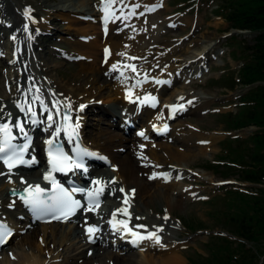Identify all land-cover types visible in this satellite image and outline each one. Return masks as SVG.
<instances>
[{
  "label": "bare ground",
  "instance_id": "1",
  "mask_svg": "<svg viewBox=\"0 0 264 264\" xmlns=\"http://www.w3.org/2000/svg\"><path fill=\"white\" fill-rule=\"evenodd\" d=\"M4 1L6 2L5 8L0 6V36L2 35L5 38V42L0 39V51L3 52L4 61L8 65L5 77L9 81V89L12 95L11 101H14V106L11 105L13 102L11 104H0V123L24 122V118L15 110V103H21L24 107L32 105L34 106L33 111L36 112L37 116V127H39L33 131V136H37L39 132L53 133L57 127L59 115L61 116L62 110L66 109L71 113V120L74 126L77 122L79 123L77 132L82 137L87 148L91 151L101 150L106 153L104 154L105 159L111 160L113 167L110 169L94 168L90 172V181L100 180L106 182L103 184L106 190L99 197V208L91 212L86 211L81 222L79 221L80 224L73 227L68 224L52 223L46 225L38 223L33 228L34 225L31 222L36 223L37 220L32 216L29 217L30 220L27 224L20 226L21 218L24 216H17L18 214L8 209L9 205L17 206L20 202L16 199L12 202L7 195L9 189L19 187L16 185L18 182H13L11 185H7L6 188L4 187L6 194L4 195L0 192V210L4 211L6 208V211H0V220L5 221L16 230L17 235L14 240L17 237H23V241L18 251L11 254L5 253L6 248L1 249L0 264H185L178 249L179 245L176 242L179 230L177 226L165 220L151 221L148 218V214L151 211L153 212L154 205L161 201L165 203L164 205L169 215H171V211L176 206L186 201L190 195L196 194L192 189L191 191L186 189L187 192H183L182 182L175 180L178 172L185 169L183 166H189V162L186 159L193 157V150L187 148L180 151L179 147L174 149L169 143H157V145L154 144L152 146L153 142H147L148 139L155 136L152 125L155 123L160 124L162 114H166L165 109L168 104L175 103V98L184 96V94L174 93L171 97L164 98L161 105L159 104L160 108L153 115L152 113L155 109L148 105L150 101L132 104L123 100V96L129 97V90H131V98H135L137 95H139L141 100L149 95L155 98L160 97L169 88L163 82H161V87L158 88L157 81H161L166 77L174 80L173 77L176 76L175 69L170 67V63H167L170 58L168 57L169 53L165 56L166 62L158 58L153 60L150 56L152 53V55L159 57L166 52V50L164 52L157 51L160 44L156 43L155 47H151L156 41L152 42V38L156 39L159 36V26L166 25L168 27L169 24H172V20L159 21L152 16L153 10L157 9L155 2L159 0H117L114 7L117 5L121 6V11L115 12V16L118 19L109 20L107 23H105L104 12L99 17L96 16L98 13L96 6L101 0H1L0 2ZM49 1H52L53 4H48ZM11 2L16 5L13 7ZM18 3L21 7L17 6ZM14 8L19 9L21 12H26L27 9V15L31 17L29 18L31 22L25 18L27 23H24L25 21L22 22L18 18L21 12ZM120 12L126 13L128 23L127 25L116 27L117 22L123 16ZM38 13L41 14L40 17L35 18ZM49 14L56 15V19L59 21L64 22L66 20L71 29L70 33L87 37L86 40L80 41L73 38L64 39L71 48L69 56L74 59L78 58L76 62L80 68L78 74L71 75V77L68 75L63 78L64 80L57 79L51 74L52 70L58 69L59 64L52 65L42 57L46 46L43 44L41 37L46 34L48 29V22L51 19ZM73 14L77 16L71 17ZM81 15L85 17L81 18ZM78 16L80 18H77ZM43 23H47V25ZM95 23H99V27ZM187 23L189 24V22ZM29 27L31 32L26 40L25 32L29 30ZM99 29L104 31L99 33ZM34 33L35 35H33ZM98 41H105L104 44H107L106 42L110 44L108 57L105 59L102 57L101 62L103 65H97L96 58L92 60L95 61L93 63L83 62V57L89 58L95 55L94 51ZM23 49L29 52L36 61L34 64L36 71L33 74L28 71L27 61L24 60L22 55ZM16 53L17 56L15 55ZM129 57H135L136 59H129ZM127 59L136 65V72L131 71L133 74L129 77L130 80L136 81L139 78L148 77L153 83L150 82L138 88L133 87L131 82L127 83L126 79L119 77L117 75L119 72L128 71L120 63L121 61H127ZM164 62V65H158V63L163 64ZM184 62H180L177 66L172 63L171 66L182 69L181 64H184ZM114 65L117 70H113ZM163 74L168 75L158 77ZM126 76H128L127 73ZM28 81L33 82L35 87L27 88ZM36 88L45 95L49 93V98L53 102H50L42 95L40 96L36 92ZM53 89L56 93L53 92ZM104 96L108 98L106 102L111 101L113 105L121 104L127 107V115L130 121L143 120L141 127L135 131L133 136L128 133L123 135L115 133L107 126L103 127L101 125V118L96 119L90 115L98 107L97 100ZM36 97H39V99H36ZM191 97L189 95L184 98V101L187 100L185 107L190 109L189 113L199 111L205 106L206 103L203 101L197 102L198 97ZM102 102L105 101L102 99ZM164 104L165 108L162 107ZM57 108L60 110L59 115L56 112ZM88 111H91V113H87ZM8 113H11V115L7 116ZM49 114L53 115L55 121L54 123L52 122L51 126H49L51 122L47 120ZM105 114L109 115L110 113L106 112ZM151 115L152 117H150ZM149 117L150 119L145 122ZM175 120L178 121L177 119ZM175 120L172 122L173 131L170 126L168 134L163 138H170L175 129L176 131H182L189 128L188 123L177 126ZM106 124L110 126L108 121ZM94 130L95 132H92ZM97 130L99 131L96 132ZM181 135H184L182 140L186 139L190 145L191 142L193 144L197 143V150L199 149L200 151L206 149L205 146L208 148L212 147L215 140L212 135L205 136L195 131L182 132ZM180 139V142H184ZM142 146L145 147V151L141 154V157H138L135 150ZM31 149L32 152H37V161L43 165L39 143L35 142ZM160 150L166 151L169 157L173 159L172 167L168 168L167 164H165L166 168L163 169L164 161L161 160L163 156L160 155ZM155 164L159 169L155 168ZM155 172L160 177H154V180L150 175ZM110 173L113 174L111 177ZM23 176V180L27 182L32 181L34 176L36 178L40 177L39 173L34 174L32 172ZM112 178H115L116 183H111ZM121 188L124 189V192L120 191ZM132 188L135 190L134 193L130 191ZM110 189L113 191L112 195L109 194ZM171 196L176 198L173 199ZM125 199L128 200L127 205L122 203ZM137 204L138 206H136ZM125 208L131 213H133V208H135L140 216H138L139 219L134 216L127 217L123 221H129L133 225L145 226L143 229L138 226L132 227L142 235H147L148 232H157L164 247L153 241L144 240L143 242H147L145 244L146 248L140 254L142 250L135 252L126 243V239L119 234L110 243L102 237V232L106 231L107 233V220L110 212ZM119 214L120 212H118ZM105 217L107 220L104 222L103 219ZM89 226L99 227V231L96 232L95 240L91 246H88L89 243L87 242L90 237L86 229ZM160 229H163V231H159ZM74 241H76L75 244ZM28 250H32V254Z\"/></svg>",
  "mask_w": 264,
  "mask_h": 264
},
{
  "label": "rangeland",
  "instance_id": "2",
  "mask_svg": "<svg viewBox=\"0 0 264 264\" xmlns=\"http://www.w3.org/2000/svg\"><path fill=\"white\" fill-rule=\"evenodd\" d=\"M1 1V0H0ZM159 2V3H156ZM156 8L153 10L152 16L155 17L159 21H167V20H180L181 22H177L176 25H172L171 27L159 26L158 32L159 36L155 39L152 38V42L155 41L151 47H155L157 44L159 48L157 51L166 52L163 55L157 57V55L150 54L153 60L161 59L166 62V55L169 53L168 57L170 63L173 59L175 62H184V60H188L189 63L194 64L192 66L187 67V71L192 72L195 68V64L203 65L200 69V73L197 76V79H191V77H183L182 79H178L176 86H172V88L167 89L162 93V99L171 97L174 93H182L187 94V96L191 95V98H197V102L203 101L205 106L196 112L184 113L180 116V119L176 121V125H180L183 123H188L187 129H183L182 131H176L170 137V142L162 141L157 143H169L170 146L180 148V151L186 150L189 148L193 150V157L190 159H186L189 166H183L185 169L180 170L178 173L182 175V181H180L181 176L177 182H182V189L183 192L191 189L196 192V194L190 195V197L183 201L182 204H179L171 211V217H168V220L174 223L178 230V234L176 236V242L178 243L180 255L183 257L185 264H192L190 260L194 259L200 263L205 264V259H199L195 256V253H200L203 255V258H206L209 255V249L207 247V243H211L213 240L214 246L220 243V239L214 240L215 236H228L231 235V225L228 222L230 218H234L238 220V216L232 212L235 200L233 197V191L227 190L230 188L236 189L242 187L241 189L247 188V190H252L253 192L257 193L254 189L257 188L249 183H245L244 181L236 182L232 186H218V182L222 181H234L236 179V175L228 174L224 176V168L222 165L213 164L211 162H222L228 160V163H232L231 159H236L238 157L237 153V143L239 141H231L229 144L227 143L226 137L231 136H238L244 138L250 134H253L258 128L252 126L240 128L236 131L227 132L224 130L227 128V123L222 120V117L216 113L230 111L235 113L237 110L239 100L237 97L240 93L245 92L248 87H243L241 84H237L234 89L224 88V86H219L215 84L213 81L214 79L218 78L219 75L226 73L228 70L235 69L239 67L241 64V60L239 58L233 57L232 50L234 49V54L237 55L241 52V49L236 47L235 44L230 46L225 36L229 33H234L237 35V39H242L246 43H252L253 34H241L237 30L229 28L227 22L219 17L216 16L215 13L212 11L213 8L217 5L216 0H160L156 1ZM13 7L16 5L14 2H11ZM48 4H53L52 1H49ZM0 6L5 8L6 2H0ZM18 7L21 5L18 3ZM18 12L20 11L17 8H14ZM124 12H120L123 14ZM22 14V13H21ZM40 13L37 14V17H40ZM51 19H54L55 24H52V31L55 32V35L52 38H49L53 46L47 45L49 41L44 40L43 44L46 46L44 48V52L42 57L52 65L59 64L57 70H52L51 74L57 78L62 79L66 76L76 75L78 74L80 68L79 64H77V59L75 62H66L65 60L61 59L64 58L62 53H55L52 50H62V51H70L71 48L66 41L58 43V40L62 39H76L77 37L74 33H70L71 31L68 22L65 20L59 21L56 19V15L49 14ZM71 17H76L75 15ZM20 19V15L18 16ZM24 22V18L22 20ZM57 22V23H56ZM189 22V24L187 23ZM24 23H27L25 21ZM128 19L126 13L120 18L117 22L116 27H120L122 25H127ZM47 25V23H43ZM30 26V25H29ZM176 26L175 28H172ZM172 28V29H170ZM73 31V30H72ZM75 31V30H74ZM31 32V31H30ZM70 33V35H69ZM162 33V34H161ZM35 35V33L33 34ZM5 38L1 35V41H4ZM79 41L82 39H78ZM234 41V40H232ZM160 42V43H159ZM227 42V43H226ZM157 43V44H156ZM104 44L102 41H98L96 43L95 55L90 56L89 60H82L83 62L93 63L96 58L97 65H100V53L101 46ZM194 44V45H193ZM198 44V45H196ZM171 48V49H170ZM168 50V51H167ZM171 50V51H170ZM183 52H182V51ZM209 50V51H208ZM212 50V51H211ZM205 51V52H204ZM212 54H211V53ZM3 54V52H2ZM0 52V104L4 103H12L11 101V91L7 90V79L5 78V71L8 67L3 62V56ZM23 57L25 60L28 61V66L30 67L31 71L32 66L34 65L33 62L36 63L35 60L31 58V55L27 53L23 49ZM27 54V55H26ZM17 55V54H16ZM61 55V56H60ZM60 57V58H59ZM204 57V58H203ZM29 58V59H28ZM72 58V57H71ZM5 59V58H4ZM31 59V60H30ZM194 61V62H190ZM79 62V61H78ZM174 64L177 66L179 63ZM159 64V63H158ZM197 66V70H198ZM207 67L209 69L207 70ZM173 68V66H172ZM181 70V68H179ZM36 71V69H35ZM62 71V72H61ZM199 71V70H198ZM168 74L159 75L158 77H164ZM228 77V74L223 75V78ZM191 79V80H189ZM9 82V81H8ZM153 83V82H151ZM9 85V83H8ZM47 94V93H46ZM164 96V97H163ZM9 99V100H8ZM105 101L100 108L102 111L111 112L114 116L119 115V112L122 111V106L120 105H113L111 101L106 100L105 96L100 100ZM177 100V99H175ZM183 100V99H180ZM11 101V102H10ZM184 101V100H183ZM112 104V105H111ZM13 105V103L11 104ZM119 107V108H118ZM104 109V110H103ZM102 116H101V115ZM92 117L94 118H102L103 121L109 117H105V114L101 112L91 113ZM105 117V118H104ZM95 121V120H92ZM101 125H105L103 122ZM107 125L103 126L106 127ZM141 127V126H140ZM139 127V128H140ZM109 128V127H108ZM137 128V129H139ZM136 129V130H137ZM115 133H121L115 128H110ZM97 130L96 132H98ZM173 131V130H172ZM187 131H195L199 134L212 135L215 137L212 147H206V149L200 151L197 150V143L191 145L188 143L189 141L182 140L184 135H181L182 132ZM92 132H95L92 131ZM122 134V133H121ZM123 135V134H122ZM132 135V134H131ZM133 136V135H132ZM42 138L41 136H38ZM180 140L184 142H180ZM228 139V138H227ZM118 140V139H117ZM168 140V139H167ZM136 142V141H135ZM180 142V143H179ZM197 142V141H196ZM182 145V146H181ZM196 146V147H195ZM245 146H253L252 142L246 140ZM193 147V148H192ZM208 148V149H207ZM161 160L164 161L163 167L167 164L168 168L172 167L173 159H171L166 151L160 150ZM163 154V155H162ZM167 154V155H166ZM134 155V153H133ZM137 160V158H136ZM171 160V161H170ZM139 161V160H138ZM167 161V162H166ZM166 162V163H165ZM210 164V167H209ZM216 165V167H214ZM113 165H111V168ZM166 168V166H165ZM155 169V168H153ZM1 171V170H0ZM37 171H34L35 173ZM1 173V172H0ZM113 174L110 173V177ZM175 178V177H172ZM18 180H21L20 178ZM242 182V183H241ZM10 184V180L6 177L0 175V192L5 194V188L7 185ZM185 185V186H184ZM5 187V188H4ZM226 187V188H224ZM252 188V189H251ZM4 189V190H3ZM226 189V190H225ZM186 191V192H187ZM194 195V197H193ZM193 198H192V197ZM173 199L176 197L171 196ZM198 197L205 198L203 200L197 199ZM211 199V200H210ZM210 200L208 203L206 201ZM164 202H157L154 205L153 212L149 211L148 218L151 221H161L163 220L164 216L169 215L167 208L164 205ZM138 206V204L136 205ZM133 216L137 218L139 213L133 208ZM234 216V217H232ZM37 227V226H36ZM19 238V239H18ZM23 237H17L10 245H8L5 249V253L11 254L13 252L18 251L20 244L22 243ZM232 240L241 242L242 238L239 236H235L231 238ZM76 241H74L75 244ZM44 244V243H43ZM252 244H248L250 247ZM253 245L252 247H254ZM99 247V246H98ZM235 247V245H232ZM256 247V246H255ZM263 248L264 243L262 246H258ZM91 251V250H90ZM30 254H32V250H28ZM143 252H140L142 254ZM241 254V253H240ZM238 255V253H236ZM240 256V255H239ZM254 264H259L254 263ZM264 264V261L263 263Z\"/></svg>",
  "mask_w": 264,
  "mask_h": 264
},
{
  "label": "trees",
  "instance_id": "3",
  "mask_svg": "<svg viewBox=\"0 0 264 264\" xmlns=\"http://www.w3.org/2000/svg\"><path fill=\"white\" fill-rule=\"evenodd\" d=\"M217 3L215 12L228 22L229 27L255 33L253 42L242 46L243 65L237 71L240 83L252 87L242 94L235 113H222L220 117L227 123L228 130L248 125H255L258 129L245 139H226L228 144L239 141L238 157L230 160L235 167L223 165V174L236 175L237 179L254 185H264V0H218ZM227 74L228 77L222 76L218 84L232 89L236 84L234 74ZM246 140L253 146H245ZM256 190L257 195L233 192L236 202L231 210L238 220L230 218L226 223L231 225V235L241 237L242 242L215 237L214 240L220 239V243L214 246L213 240L208 242L209 255L203 258L195 254L197 258L205 259V264H254L260 261L264 255V247H258L264 243V188ZM248 244L252 245L249 247ZM190 262L204 264L194 259Z\"/></svg>",
  "mask_w": 264,
  "mask_h": 264
},
{
  "label": "snow or ice",
  "instance_id": "4",
  "mask_svg": "<svg viewBox=\"0 0 264 264\" xmlns=\"http://www.w3.org/2000/svg\"><path fill=\"white\" fill-rule=\"evenodd\" d=\"M116 3L117 0H103L105 23H107L109 20L118 19V17L115 16V10H114V5ZM29 18L31 17L29 16ZM129 59H136V58L129 57ZM126 67H129L131 71L136 72L135 65H127ZM113 70H117L115 65L113 66ZM121 75H123V72H121ZM157 83H160V81H157ZM129 98L131 99V90H129ZM36 99H39V97H36ZM149 101H151L152 103H156V98L150 95L146 96L144 97L142 103H147ZM41 103H43V101H41ZM178 107L182 109L183 106H172L173 113L177 111ZM81 108H83V106H81ZM20 110L23 112L25 111V108L21 106ZM28 111L31 112V116L33 118L36 117V112L32 111L30 105L28 107ZM59 111H60L59 108H57L56 109L57 115H59ZM63 119L65 121H69L70 115L68 113H65ZM47 120L49 122H53V123L55 122L52 114L48 115ZM32 123L35 124L38 123V121L36 119H32ZM49 126H51V124H49ZM68 127L71 128L70 138L73 135L78 136V132H77V129L79 128L78 122L75 126L69 123ZM13 128H16L18 132L23 135L26 143L22 145L13 143V141L17 139V137L13 134ZM165 130H166V126H165ZM140 134L144 135L143 133ZM56 135L59 136V130L56 131ZM29 146H30V137L28 136V133L25 130L24 123L22 121H17L15 125H10L9 123H0V160L3 161L4 165H6V167L9 170V173H11V171L14 168L18 167L19 165L30 166L31 164L37 162L34 156H32L30 160L25 159V155L29 149ZM47 151H48V162L51 165V169L45 174L44 180L48 181V183L51 184L52 186L51 189L41 187L40 184H28L26 180L22 179L21 182L28 184V186L25 189V193L27 195L22 194L20 196V199H22L24 203L30 207V209L33 211V213L36 215L37 218H40L42 216H49V215L57 219L67 218L71 215H74L78 209L85 208L84 204H82L79 200H76L74 198L73 193L75 192H81L87 196V206H86L87 211L91 212L98 209L100 206L99 197L103 192V187H99L90 191H85L84 189L76 188V187L67 189L63 187L59 183V181L55 179L53 175V173L57 171L68 172V171H74L75 169H83V171L87 172V168H85L83 165V158L85 156H94L96 154L92 152H88L85 149L77 148L76 159L74 160L71 156L67 155L63 151L62 146L59 143H57L54 139H49L47 141ZM0 175H4V173H0ZM93 183H95L96 185H103L106 182L96 180L93 181ZM111 183H116V181L112 180ZM120 191L124 192V189L121 188ZM134 191L135 190H133V193ZM124 203L127 205L128 200L125 199ZM118 212L126 216H130V213L127 211L126 208L119 209ZM115 215L116 214L114 213L113 214L114 220H115ZM116 224H119L121 225V227L127 229L128 233L135 238L132 241L134 244H136L137 242H142L144 240H149L160 245L161 247H164L161 241V237L157 234V232H148L147 235H142L133 231L132 228H129L127 222L116 221ZM113 226L115 227L116 225L114 224ZM138 227L143 229L145 226L140 225ZM116 230L119 231L120 228H117ZM86 231L90 239L94 242L95 234L96 232L99 231V229L94 226H89L86 229ZM145 231L147 230L145 229ZM159 231H163V229H160ZM11 235H12V231L8 229L7 225L0 224V245L7 243Z\"/></svg>",
  "mask_w": 264,
  "mask_h": 264
}]
</instances>
